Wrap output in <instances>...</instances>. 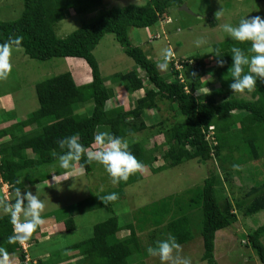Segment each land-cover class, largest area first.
<instances>
[{
    "label": "trees",
    "instance_id": "trees-1",
    "mask_svg": "<svg viewBox=\"0 0 264 264\" xmlns=\"http://www.w3.org/2000/svg\"><path fill=\"white\" fill-rule=\"evenodd\" d=\"M255 1L264 3V0ZM183 2L145 0L139 5L111 7L64 37L55 34L64 12L67 9L87 12L100 5L101 0H22V10L16 19L0 20V44L10 43L19 36L20 45L12 46L21 48L29 58L40 61L52 57L81 58L90 74L89 81L81 85L74 82L69 72L37 82L34 87L37 109L27 118L14 119L0 127V186L8 185L7 194L0 193L2 202L14 203L17 188L22 193L25 185L48 183L52 177L60 179L61 172L66 170L43 169L58 162V155L67 150L60 149L57 141L75 134L79 143L91 150L96 145L93 138L99 126H104L106 134L113 137L123 140L131 137L133 141L128 143V150L151 173L186 161H195L207 169L198 186L143 205L128 223H120L113 205L123 197V189L140 178L138 171L117 184H113L108 175L112 186L107 192L98 194L94 188L93 193L87 190L84 198L75 204L77 214L100 210L105 212V218L92 226L86 238L65 247L70 255L65 258L51 255L42 262L37 261L38 264H129L143 250L138 234L144 233L147 226L159 230V241L172 235L180 245L195 236V222H200L201 260L217 264L215 233L230 227L238 218L244 223L245 217L260 212L264 217V82L258 79L251 91L233 92L229 88L234 82L231 48L239 47L251 57L255 55L251 41L227 38L214 44L206 55L173 57V63L168 60L165 73L164 68L148 58L143 49L131 45L128 39L130 28H148L162 22L169 7H179ZM208 21L213 25V20ZM105 33H112L122 52L134 62V68L112 75L113 81L123 85L129 104L121 101L107 106L120 89L114 91L104 84L92 53ZM150 34L147 36L158 37L156 33ZM217 50L221 54L219 59L224 61L223 67L216 65L214 53ZM174 62H179L181 67L175 69ZM242 68V75L248 72V66ZM208 78L218 86L207 96H196L202 79L210 82ZM161 102L167 104L170 116L148 124L146 111L158 110ZM141 132H145L147 138L161 136V142L145 145L141 139L134 138ZM158 158L162 163L154 166ZM93 162L82 154L71 168L76 167L88 175ZM233 175L240 179L238 188L228 193L226 186L233 183ZM249 181L252 185L244 186ZM113 192L117 193V200L103 203L99 199ZM2 195L5 198L8 195L9 199L4 200ZM58 218L53 220L64 223L65 233L75 229V222L68 213ZM124 230L128 231L126 237H122ZM245 232L244 239L255 254L257 264H264V223ZM12 235L9 216L3 213L0 249L6 251L9 258L15 255L22 262L25 252L17 241L9 242ZM76 256L74 263L69 262ZM27 264L32 262L29 260Z\"/></svg>",
    "mask_w": 264,
    "mask_h": 264
},
{
    "label": "rangeland",
    "instance_id": "rangeland-1",
    "mask_svg": "<svg viewBox=\"0 0 264 264\" xmlns=\"http://www.w3.org/2000/svg\"><path fill=\"white\" fill-rule=\"evenodd\" d=\"M144 1L101 0L100 5L87 12L77 13L72 9H67L64 12V18L57 23L55 34L58 37H64L111 7H124L129 4L139 5ZM183 1L188 11L175 6L169 7L166 12L169 21L165 18L161 20L162 22L148 28H130L128 31V39L131 45L143 49L145 55L152 61H156L158 66L164 63L163 56L159 55V50L162 47H170L175 58L203 56L212 50L214 44L230 38L222 29L224 24L237 26L245 17L260 16L264 18V3L255 0ZM21 10L22 0H0V20H14L19 16ZM210 19L214 21L213 25L209 24L208 20ZM151 32L156 33L158 37L153 35L150 37ZM147 34H150V36H147ZM197 37H202L205 40V43L200 47H195L193 44ZM12 47L9 58L12 70L7 78L0 80V127L9 125L14 119L27 118L37 109L38 104L34 90L37 82L65 72L71 74L77 85L89 81L88 66L81 58L52 57L40 61L24 55L21 48ZM92 53L98 63L104 84L114 91L117 88L120 89L118 94L107 102V106L118 105L121 101L129 104L130 98L124 92L123 85L113 81L112 75L134 68L135 65L132 59L122 52L112 33H105L95 45ZM167 67L164 68L163 72L166 73ZM208 79L210 82L202 79V84L195 91L196 96H207L218 86L212 78ZM145 116L147 118L146 122L151 124L160 117L167 118L170 116V112L167 110V104L161 102L158 104V110H147ZM103 128L104 126H99L95 135L106 133V129ZM160 137L147 138L145 132L134 136L135 139H141L145 142V145L149 146L161 142ZM126 141L129 143L133 140L129 137ZM97 147L99 146L93 145L90 151L97 150ZM161 163L162 161L158 158L154 166ZM58 168L66 170L68 173L61 172L63 176L60 179L56 180L55 177H52L48 183L38 182L34 186L25 185L20 194L23 196L25 192H31L45 202V209L41 214L44 223L38 228L54 222L53 218L59 220L58 217L68 213V216L72 217L75 222V229L65 233L63 231L64 223L56 221L54 228L56 233L51 232L52 235H48L45 232L47 238H43V235H40L39 232L33 234L35 240L28 249V256L32 258L41 257V259H45L49 255H52L53 258H65L71 254L65 247L69 243L86 238L90 234L92 226L105 218V212L100 210L85 214H77L75 211L76 202L84 198L87 190L92 191L94 188L95 193L99 194L100 191L107 192L111 188L109 186H112V183L104 167L93 162L90 174L86 175L76 167L60 168L58 161L43 169L52 171ZM54 174L53 172L52 175L54 176ZM138 174L140 178L125 187L123 197L113 205L120 223L131 222L134 212L143 205L198 186L203 177L206 176L207 169L205 165L198 164L195 161H186L154 173H151L147 168H142L138 171ZM239 180V177L233 175L231 180L233 183L226 186V191L230 193L229 190L232 189L233 192H236ZM244 184V186H251L252 182L249 181ZM3 189L6 190V186H0V193L4 191ZM7 198L9 199L8 195L6 198L3 196L4 200H7ZM0 202H2L1 196ZM2 214L3 212L0 211V216ZM199 223L195 222L193 225L195 236L190 241L180 244L181 250L174 251V256L190 257L192 264H207L201 260L202 245L201 237L198 234ZM263 223L264 217L260 212L245 217L244 223L242 219L238 218L230 227L218 230L214 239V258L217 264H257L255 254L252 252L250 245L247 244V240L244 239L245 229L250 231ZM145 229L144 233L138 234V240L143 244V250L139 255H136L134 261L131 260L132 263L129 261V264H161L159 257L151 255L148 251L149 248L158 246L156 243L161 239V233L158 229L154 230L149 226ZM126 236H128V231H122V237ZM262 243L264 245V236L262 237ZM13 256L14 258L8 257V264H23L18 261L15 255Z\"/></svg>",
    "mask_w": 264,
    "mask_h": 264
},
{
    "label": "clouds",
    "instance_id": "clouds-1",
    "mask_svg": "<svg viewBox=\"0 0 264 264\" xmlns=\"http://www.w3.org/2000/svg\"><path fill=\"white\" fill-rule=\"evenodd\" d=\"M166 18L169 21L168 17ZM222 29L235 41H251V50L255 53L251 57L246 56L239 47L231 48V75L234 82L229 84V88L233 92L251 91L256 86L258 79L264 82V18L260 16L245 17L237 26L224 24ZM21 39L17 36L10 43L0 44V80L7 78L11 72L12 65L9 58L13 48L12 45L19 46ZM204 43L205 40L202 37H197L193 41L195 47H200ZM159 55L164 58V63L159 65L160 68H166L169 59L173 63V51L170 47L160 48ZM214 56L217 57V67H223L224 61L219 59L221 54L218 50L214 53ZM245 65L248 66V72L242 75V66ZM181 78L182 76L179 75L180 80H182ZM93 139L94 143L99 146L94 151L86 149L79 143V137L75 134L58 140L57 143L60 149H67L63 154L58 155L59 167L63 169L71 168L74 162L79 161L81 155L84 154L87 161H95L104 167V170L112 178L113 184L127 180L130 174L143 168V165L128 150L126 140L106 133L97 134ZM53 155L57 154L53 153ZM3 185L7 184L2 183L1 186ZM16 193L14 203L0 202V211L9 216V221L13 227V235L9 237V242L17 241L23 252H25L23 264H27L29 260L32 264H38L37 261L42 262L43 258L39 257L31 260V257L28 256V249L35 240L32 233L44 223L41 214L45 209V202L31 192H25L21 196L19 194L20 190L17 188ZM99 199L103 203L112 202L118 199V195L113 192L99 197ZM180 250V245L172 235L159 241L156 248L148 249L151 255L159 257L161 264H169V262L170 264H192L190 257L174 256V251L178 252ZM49 256L51 257V255ZM0 264H8V253L3 249H0Z\"/></svg>",
    "mask_w": 264,
    "mask_h": 264
},
{
    "label": "crops",
    "instance_id": "crops-1",
    "mask_svg": "<svg viewBox=\"0 0 264 264\" xmlns=\"http://www.w3.org/2000/svg\"><path fill=\"white\" fill-rule=\"evenodd\" d=\"M55 222L56 221H54V222H51V223H49L48 225H46V226H42V227H40L36 232H39L40 234H42L43 236V238H47V237H45V232L49 235L51 232H54V233H56L55 231H54V228H55ZM36 232L35 233H33V234H36ZM50 235H52V234H50ZM39 257V256H38ZM78 259V256H76V257H73V258H71L70 260H69V262H75L76 260Z\"/></svg>",
    "mask_w": 264,
    "mask_h": 264
},
{
    "label": "built area",
    "instance_id": "built-area-1",
    "mask_svg": "<svg viewBox=\"0 0 264 264\" xmlns=\"http://www.w3.org/2000/svg\"><path fill=\"white\" fill-rule=\"evenodd\" d=\"M174 67H175V68H180L181 66H180L179 63L174 62ZM4 186H6V190L3 189L4 191H2V193H3L4 195H6L7 192H8V186H7V185H3V187H4ZM23 246H24V242H23Z\"/></svg>",
    "mask_w": 264,
    "mask_h": 264
},
{
    "label": "water",
    "instance_id": "water-1",
    "mask_svg": "<svg viewBox=\"0 0 264 264\" xmlns=\"http://www.w3.org/2000/svg\"><path fill=\"white\" fill-rule=\"evenodd\" d=\"M179 9H182V10H186V11H188V9L186 8V6H185L184 4L180 5V6H179Z\"/></svg>",
    "mask_w": 264,
    "mask_h": 264
}]
</instances>
